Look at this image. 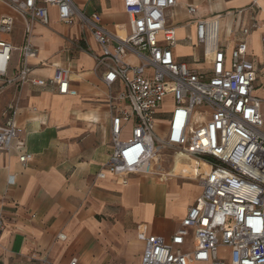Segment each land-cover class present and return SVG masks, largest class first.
<instances>
[{"label": "built area", "instance_id": "1", "mask_svg": "<svg viewBox=\"0 0 264 264\" xmlns=\"http://www.w3.org/2000/svg\"><path fill=\"white\" fill-rule=\"evenodd\" d=\"M2 1L15 15L0 17V91L13 87L18 95L2 113L7 121L0 124V152L17 149L19 163L25 166L33 158L23 153V129L15 118L25 86L54 87L60 95L78 93L70 84L68 68L57 67L50 78H39L30 64L39 53L32 41L35 24L49 26V8L54 7L62 24L79 25L101 48L95 59L108 88L110 174L124 182L135 173L162 180L171 177L167 158L196 160L192 178L199 182L201 195L170 239L148 237L141 264H264V98L259 96L264 88V52L257 57L242 41L229 57L225 51H214L205 70L178 61L176 27L169 24L167 11L182 0H125L129 34L124 39L106 30L99 12L88 13L75 0ZM251 8H260L258 0ZM196 11L189 6L190 14ZM19 16L25 27L22 43L16 46L8 38ZM258 28L256 22L242 34L250 36ZM207 32L208 23L197 21L199 44L205 45ZM261 42L264 45V34ZM128 55L134 63L127 61ZM167 98L174 109L160 127L157 119ZM131 121L132 137L123 140L122 130ZM203 164L209 166L208 173L202 171ZM190 238L194 248L185 251Z\"/></svg>", "mask_w": 264, "mask_h": 264}, {"label": "crops", "instance_id": "2", "mask_svg": "<svg viewBox=\"0 0 264 264\" xmlns=\"http://www.w3.org/2000/svg\"><path fill=\"white\" fill-rule=\"evenodd\" d=\"M252 1L182 0L168 10L178 39L176 59L205 70L214 51L229 57L242 41L260 57L264 0H258L259 9L251 8ZM124 2L75 0L80 9L99 12L106 30L119 39L129 34ZM189 6L196 7L195 14L189 13ZM49 10V26L35 24L34 33L41 36L32 40L39 48L30 63L34 76L50 78L55 68H68L78 93L60 95L54 87L31 86L21 91L16 124L23 129V153L33 158L25 166L19 163L17 149L0 152V264H70L74 259L78 264H141L148 237L170 239L201 195V186L192 178L194 170L175 174L177 160L190 162L180 156L166 159L170 179L135 173L124 182L110 174L108 88L95 59L101 48L79 25L62 24L56 8ZM4 15L15 14L0 0V17ZM197 21L208 23L205 45L195 37ZM256 22L259 28L250 36L242 34ZM15 26L8 40L20 46L25 27L20 16ZM14 57L16 65L19 57ZM126 59L135 62L132 55ZM119 88L116 84V91ZM17 95L13 87L0 91V124L6 123L2 113ZM157 123L161 127L159 118ZM133 127V121L124 126L123 140L132 137ZM183 248L192 250L193 238Z\"/></svg>", "mask_w": 264, "mask_h": 264}, {"label": "rangeland", "instance_id": "3", "mask_svg": "<svg viewBox=\"0 0 264 264\" xmlns=\"http://www.w3.org/2000/svg\"><path fill=\"white\" fill-rule=\"evenodd\" d=\"M54 15H55V13L52 11V16H54ZM37 34L41 36L40 33H36L35 32V33H33L34 38L37 37ZM37 43H38V46L41 49H43L42 48V43H40V42H37ZM261 77H262V80L264 81V70H263V72L261 74ZM259 96L264 98V88H262L261 91L259 92ZM161 107L162 108L160 110L159 122L161 124H166L168 122L169 117H170V112H172V110L174 109V104L172 102V99L167 98V100L162 104ZM262 112L264 113V105H263V111ZM193 165L195 167V164H193Z\"/></svg>", "mask_w": 264, "mask_h": 264}, {"label": "bare ground", "instance_id": "4", "mask_svg": "<svg viewBox=\"0 0 264 264\" xmlns=\"http://www.w3.org/2000/svg\"><path fill=\"white\" fill-rule=\"evenodd\" d=\"M177 156H180V155H177ZM177 160V159H176ZM191 160V159H190ZM193 164H196V160L192 159L190 162H184L182 160H177L176 164L173 166V169H177V171L173 170V172L175 171V174H177V172H179V174H186L188 172L192 173V171L194 170L195 172V167ZM181 168V169H179ZM202 171L205 172V173H208L209 171V166H207L206 164H203L202 165ZM194 175V173H193ZM169 176H171L169 174ZM170 179V178H168Z\"/></svg>", "mask_w": 264, "mask_h": 264}]
</instances>
